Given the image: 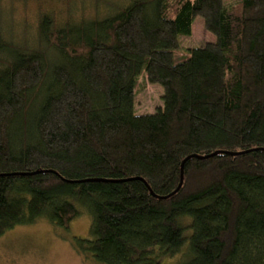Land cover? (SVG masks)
<instances>
[{
	"label": "trees",
	"instance_id": "16d2710c",
	"mask_svg": "<svg viewBox=\"0 0 264 264\" xmlns=\"http://www.w3.org/2000/svg\"><path fill=\"white\" fill-rule=\"evenodd\" d=\"M197 18L214 41L175 62ZM37 28L31 49L0 38V236L87 215L71 245L93 264H264V0ZM141 75L163 90L150 114Z\"/></svg>",
	"mask_w": 264,
	"mask_h": 264
},
{
	"label": "rangeland",
	"instance_id": "374dc122",
	"mask_svg": "<svg viewBox=\"0 0 264 264\" xmlns=\"http://www.w3.org/2000/svg\"><path fill=\"white\" fill-rule=\"evenodd\" d=\"M130 0H0V38L21 48H32L38 42V25L49 16L59 26L102 19ZM233 4L240 0H227ZM190 38H181V48L174 53L175 62L189 56L194 47L213 42L205 31L204 21L197 18ZM43 49V47H40ZM135 112L150 114L161 107L163 90L151 85L144 75L138 78ZM90 216L82 215L64 231L43 220L32 226L11 229L0 236V264H93L83 260L73 249L72 238L89 239ZM166 259L161 264H173Z\"/></svg>",
	"mask_w": 264,
	"mask_h": 264
},
{
	"label": "water",
	"instance_id": "95a60500",
	"mask_svg": "<svg viewBox=\"0 0 264 264\" xmlns=\"http://www.w3.org/2000/svg\"><path fill=\"white\" fill-rule=\"evenodd\" d=\"M182 170H183V167H182ZM181 172H182V171H181ZM182 177H183V176H182V173H181V182H180V184H179L177 190L179 189V187L181 186V184H182V182H183V178H182Z\"/></svg>",
	"mask_w": 264,
	"mask_h": 264
}]
</instances>
